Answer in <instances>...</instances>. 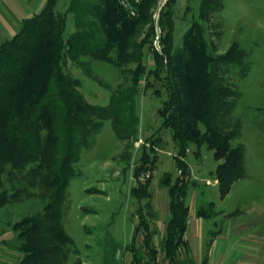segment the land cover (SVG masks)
I'll use <instances>...</instances> for the list:
<instances>
[{
    "label": "trees",
    "instance_id": "16d2710c",
    "mask_svg": "<svg viewBox=\"0 0 264 264\" xmlns=\"http://www.w3.org/2000/svg\"><path fill=\"white\" fill-rule=\"evenodd\" d=\"M57 1L47 0L40 12L24 18L18 31L0 43V206L21 200L40 205L9 222L22 252L17 264H68L71 256L75 257L70 264H85L62 222L66 188L78 173L80 150L109 119L117 138L130 142L121 154L122 169L129 166L132 144L138 140V97L142 85L146 89L156 82L167 93L159 113L161 127L170 130L177 147L178 174L172 180L166 172L161 179L168 215L155 243L157 211L150 178L156 155L150 156L146 146L154 151L160 138L147 137L133 167L136 222L124 245L122 264H206V257L200 263L193 260L186 235V197L189 185L196 183L189 180L184 155L190 144L196 154L201 144L213 151L222 198L244 174L243 146L232 142L239 134L238 121L229 118L237 90L226 74L232 65L244 63L246 51L233 41L224 52H216L206 36V26L222 0H198L197 17L179 45L174 40L178 0H165L157 25V0H129L134 15L120 0H69L64 10L55 8ZM68 12L76 28L65 35ZM94 62L115 66L118 82L111 86L93 76ZM68 66L108 88V102L88 101L82 79ZM239 72L243 75L246 69ZM141 173L147 175L141 178ZM214 206L213 201L199 204L195 215L207 219L215 213Z\"/></svg>",
    "mask_w": 264,
    "mask_h": 264
},
{
    "label": "rangeland",
    "instance_id": "374dc122",
    "mask_svg": "<svg viewBox=\"0 0 264 264\" xmlns=\"http://www.w3.org/2000/svg\"><path fill=\"white\" fill-rule=\"evenodd\" d=\"M164 2L157 0L158 6L154 7L156 25ZM178 2L174 32L177 45L192 19L197 17L198 10V0ZM68 3L69 0H58L55 8L64 10ZM75 28L73 13L68 12L65 35ZM206 36L210 44L214 43L216 52H224L233 41L246 51L244 63L232 65L226 74L237 90L229 118L238 121L239 134L232 142L243 146L244 174L233 181L223 198L220 197L214 174L218 161L213 151L201 144L196 154L194 144H190L184 159L189 180L196 184L189 185L186 202L192 207L194 204V208L209 201L215 203V213L201 220V238L206 246L212 244L214 252L239 259L231 264H264V0H222V6L213 13L211 23L206 26ZM241 68L246 69L243 75L239 72ZM67 69L82 79L81 90L88 101L95 104L108 102V88L95 78L83 76L82 70L76 66ZM90 69L93 76L111 86L119 80L118 70L111 64L94 62ZM144 86L138 97V140L132 144L130 165L122 169L124 160L121 156L130 142L118 139L110 120L104 119L91 137L90 145L81 148L76 163L78 173L67 184L62 222L74 240L77 256L85 264H122L123 248L136 222L131 194L135 182L133 167L143 150L142 142L150 135H159L160 138L154 151L146 146L150 156L156 155L150 190L159 213V220L157 218L155 222L157 228L164 218L168 196L161 179L166 172L172 180L177 176L174 156L177 147L170 130L161 127L159 108L167 97L165 88L159 82L154 87L143 89ZM154 89L158 91L154 92ZM144 176L141 173V178ZM39 207L35 200L0 206V264H17L22 255L16 248L17 232L9 222L35 212ZM248 253L256 259L248 258ZM74 257L71 256L68 264Z\"/></svg>",
    "mask_w": 264,
    "mask_h": 264
},
{
    "label": "crops",
    "instance_id": "0c3cea01",
    "mask_svg": "<svg viewBox=\"0 0 264 264\" xmlns=\"http://www.w3.org/2000/svg\"><path fill=\"white\" fill-rule=\"evenodd\" d=\"M47 0H0V43L5 39L12 37L19 29L22 20L26 17L33 16L40 12ZM193 198V196H191ZM190 218L187 229V238L191 248V256L193 260L200 263L206 257V264H231L238 261L233 257L226 258L225 254L214 252L212 244L206 249V245L202 240V218L195 215L194 204H190ZM167 201L165 203V213L163 221L160 223L158 232L154 236V242L158 243L163 233L164 223L167 218ZM157 216L159 213L157 211ZM158 218V217H157ZM159 220V218H158ZM213 243V242H212ZM254 255H256L254 253ZM243 256V255H240ZM248 258L256 259L251 254H246ZM125 259L126 255L124 256Z\"/></svg>",
    "mask_w": 264,
    "mask_h": 264
},
{
    "label": "built area",
    "instance_id": "2783aa9c",
    "mask_svg": "<svg viewBox=\"0 0 264 264\" xmlns=\"http://www.w3.org/2000/svg\"><path fill=\"white\" fill-rule=\"evenodd\" d=\"M121 2V5L127 10V12L130 14V15H134L135 14V11L130 3L129 0H120ZM147 175V173L145 174Z\"/></svg>",
    "mask_w": 264,
    "mask_h": 264
},
{
    "label": "water",
    "instance_id": "95a60500",
    "mask_svg": "<svg viewBox=\"0 0 264 264\" xmlns=\"http://www.w3.org/2000/svg\"><path fill=\"white\" fill-rule=\"evenodd\" d=\"M158 28V27H157ZM158 30V33H159V28L157 29Z\"/></svg>",
    "mask_w": 264,
    "mask_h": 264
}]
</instances>
